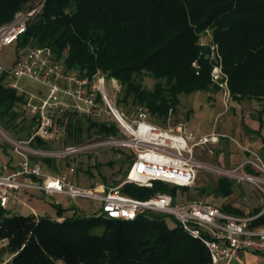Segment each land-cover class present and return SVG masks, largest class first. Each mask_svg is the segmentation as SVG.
<instances>
[{
    "label": "trees",
    "instance_id": "obj_1",
    "mask_svg": "<svg viewBox=\"0 0 264 264\" xmlns=\"http://www.w3.org/2000/svg\"><path fill=\"white\" fill-rule=\"evenodd\" d=\"M37 1L0 0V27ZM208 31L219 47L231 98L259 102L262 121L264 0H46L16 45L18 51L49 47L59 58L67 51L65 64L69 69L91 77L102 71L125 87L122 101L134 96L136 105H144L153 116L165 119L176 113L181 95L219 89L211 81L210 45L201 42ZM145 74L158 82L152 91L137 81ZM5 81L1 76L0 120L14 122L20 117L18 108L26 101L16 90L7 88ZM83 133L88 137L93 133L110 136L118 135L119 129L110 120L90 119L73 120L67 129L75 142ZM31 145L47 149L50 144L37 139ZM246 171L258 174L252 165H247ZM233 187L231 179L222 177L213 194L230 197ZM179 189L189 188L157 181L153 188L127 184L122 191L146 201L159 193L176 198ZM56 208L62 221L34 214L8 217L1 209L0 264L5 252L13 256L7 264H211L203 241L185 232L175 218L177 224L170 226L164 213L146 212L126 221L102 215L84 217L76 211L67 216L68 209L61 204ZM223 210L244 216L232 206ZM260 213L255 211L253 216ZM99 227L105 228L101 236L93 233ZM251 227L264 228V213L253 219Z\"/></svg>",
    "mask_w": 264,
    "mask_h": 264
},
{
    "label": "built area",
    "instance_id": "obj_2",
    "mask_svg": "<svg viewBox=\"0 0 264 264\" xmlns=\"http://www.w3.org/2000/svg\"><path fill=\"white\" fill-rule=\"evenodd\" d=\"M44 6L21 11L12 22L0 27V57L5 48L16 44L26 33L29 24ZM210 48L213 61L211 81L224 92L228 101L231 92L219 47L211 44ZM194 67L199 68L198 61ZM0 74L9 80L29 78L46 88L45 91L29 94L22 91L17 83L5 81L7 88L25 97L23 106L36 127L27 142H17L7 136L8 142L22 157V163L9 174H0V210H7L10 204L30 207L29 200L34 192L50 197L64 195L73 199H94L101 202L102 216L108 219L133 221L146 212L172 215L185 232L207 246L211 264H233L237 256L244 252L264 255V228H252V218L224 213L219 207L203 201L178 203L173 195L167 193L141 201L122 191L127 184L153 188L157 181L192 188L204 167L195 156L196 148L219 144L221 134L212 132L197 136L185 123L161 127L149 120L148 108L140 104L135 106L131 117L126 116L118 109L108 90L110 81L118 92V80L108 78L102 71L91 77L71 70L49 47L26 48L11 69H6L0 62ZM108 118L119 129L118 135L98 134L86 143L58 152L33 151L26 147L37 139L48 144H64L67 129L73 120L90 119L106 123ZM98 148L133 151L135 159L119 185L84 187L66 172L56 175L44 173L41 163L31 158L32 154L66 158ZM244 165H254L264 172L261 164L247 161ZM227 173L236 175L230 171ZM241 178L257 183L264 192L263 177L244 173Z\"/></svg>",
    "mask_w": 264,
    "mask_h": 264
},
{
    "label": "rangeland",
    "instance_id": "obj_3",
    "mask_svg": "<svg viewBox=\"0 0 264 264\" xmlns=\"http://www.w3.org/2000/svg\"><path fill=\"white\" fill-rule=\"evenodd\" d=\"M45 2L46 0H38L35 3L27 5L21 11H26L34 6L42 7ZM201 42L206 45L215 44L213 42L211 31L206 32L201 37ZM21 53L22 51H18L16 44L5 48L2 56L0 57L2 66L6 69H11L18 59V55ZM67 56L68 52L65 51L62 59L65 61ZM1 76L2 75L0 74V77ZM137 81H142L143 87L151 91L154 90L156 84L158 83L148 74H145L144 77H138ZM8 82L17 83L22 91H26L29 94H36L39 91H45L46 89L42 84L29 78H23L18 81L6 79V83ZM108 90L114 97L118 109L126 116L131 117L136 106L134 103V96H130L126 101H122L125 96L126 89L121 85V83L120 89L117 92L109 81ZM240 105L243 108L242 110L239 108ZM240 105L235 103L232 99L226 101L224 92L221 91L220 88H213L206 92L181 95L178 110L176 113L173 115L170 114V116L165 119H159L153 116L148 109L150 113L149 120L161 127H169L178 123H185L192 132H194L197 136H201L200 133L204 132L212 131L219 133L217 128H221V126H223V119L228 118L230 115H233L234 118L237 117L235 120L233 118V123L234 126H238L240 121L237 109L239 112L241 110L244 114H248L250 112V106L256 104L254 102L245 101ZM18 111L20 112V117L17 121L10 122L8 119H5V121L0 120V174L11 173L22 163V157L17 153L15 146L8 142L7 136L17 142H27L35 131V122L26 111L25 107H19ZM221 112L225 113L227 116H222V119L219 122V118H217V116ZM93 135L96 136L97 134L93 133ZM94 136L90 135V137H88V133H83L79 138L80 141L77 140L76 142V139L67 136L64 140V144H50L47 149H36L32 145H26V147L33 151L58 152L67 147L86 143ZM222 136L224 137V143L222 146L226 147L228 151H225L224 148L221 149L219 146L217 147L212 145L204 148H196L195 156L204 164V167L199 171L195 185L192 188L187 190L179 189L177 191V197L175 199L178 203L203 201L217 207L224 206L229 200L215 196L213 194V189L217 186L220 178L228 177L235 185L238 184L240 186V193L242 194L240 198L242 197L243 200H248V204H251L252 206L255 204V199L258 196V192H260L257 183L251 184L248 181L243 180L241 175L244 173L249 174L246 171V165H244V163L242 165H232L230 163V156L233 153L242 154L246 161L261 164L264 168V155L260 151L257 153L247 152L239 146H237L236 150L233 151L231 147L232 145H235L234 142L230 138H225L224 135ZM241 146L244 147L243 144H241ZM223 153L225 155L222 157ZM31 158L32 160L41 163L42 169L46 174L56 175L66 172L73 179V181L84 187L96 186L98 184H105L107 187H113L123 181L125 178L124 175L129 170L135 156L133 151L130 149L98 148L76 155H70L66 158L33 154ZM46 159H50V161L46 162ZM98 165L100 166L97 167ZM252 167L253 171L258 173V176L264 178V172H261L254 165H252ZM229 171L235 173L236 175L231 176L227 173ZM251 175L256 174L253 173ZM32 194L33 196H31L29 200L30 207L10 204L9 208L5 210L4 215L8 217L15 215L30 216L36 212L37 216L49 217L56 220L58 217L56 208L58 202L61 203V206L64 209H68L66 213L67 216H72L75 211L79 216L84 217L102 215V204L98 200L86 198L73 199L64 195L50 197L42 194L41 192H34ZM260 194L264 200V193L260 192ZM248 204L244 203V206L248 207V212H252V209L249 208ZM1 212L2 211L0 210V213ZM164 216L170 226H175L177 224L172 215L164 214ZM104 231V227H99L94 229L93 233L101 236L104 234ZM5 244L6 242L4 245ZM12 258L13 256L11 254L5 252L1 257V261L10 262ZM59 264L63 263L60 262Z\"/></svg>",
    "mask_w": 264,
    "mask_h": 264
},
{
    "label": "crops",
    "instance_id": "obj_4",
    "mask_svg": "<svg viewBox=\"0 0 264 264\" xmlns=\"http://www.w3.org/2000/svg\"><path fill=\"white\" fill-rule=\"evenodd\" d=\"M245 101L254 102L256 104V105L250 106V112L248 114H244V112L241 111L243 108L240 104L244 103ZM234 102L239 104L240 105L239 108H241L240 112L237 109V112L239 114L240 124L238 126H234V123H233L234 116L230 115L228 117L229 119L228 118L223 119V126H221V128H217V131L219 132V134L224 135L225 138L228 137L234 142L235 145H232L231 147L233 151L236 150L237 146H239L240 148H243L247 152H250V153L251 152L257 153L259 151L263 153L264 152L263 151L264 149V142H263L264 140V116L262 117V121H261L259 117V111L261 110L260 103L255 100H243L241 102H236V101ZM222 116H227V115H225V113L223 112L219 113L217 116V118H219V122L222 119ZM236 118L237 117H235L234 120ZM210 133H212V131L200 133V135L203 136V135H208ZM223 138L224 137L222 136L219 144H215L212 146H217V147L219 146L221 149L224 148L225 151H228L226 147L222 146L224 143ZM241 144H243L244 147H242ZM224 155L225 154L223 153L222 157ZM245 162L247 161L244 159L242 154L233 153L230 156V163L232 165H240V164L242 165ZM249 183L252 184V182H249ZM240 190H241L240 186L238 184L236 185L234 184L233 194L230 197L224 198L229 201L224 206L219 207V208L224 212L223 208L225 206H232L233 208H236L243 212L244 216H241V217H248L252 219H255L256 217L262 215L264 213V200L260 192L262 193L264 192L259 188L260 192H258V196L255 199V204L252 206L251 204H248L249 203L248 200L246 201L245 199L243 200L242 197L240 198V196L242 195L240 193ZM244 203H247L249 205V208L252 209V212L247 211L248 207H245ZM258 210H261V213L258 216L254 217L253 214L255 213V211H258ZM230 215H235V214H230ZM235 216H240V215H235ZM63 219L64 218L57 217L56 220L62 221ZM233 264H264V255L256 254L252 252H244L237 256V258L233 261Z\"/></svg>",
    "mask_w": 264,
    "mask_h": 264
},
{
    "label": "water",
    "instance_id": "obj_5",
    "mask_svg": "<svg viewBox=\"0 0 264 264\" xmlns=\"http://www.w3.org/2000/svg\"><path fill=\"white\" fill-rule=\"evenodd\" d=\"M209 57V56H208Z\"/></svg>",
    "mask_w": 264,
    "mask_h": 264
}]
</instances>
